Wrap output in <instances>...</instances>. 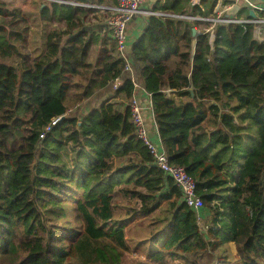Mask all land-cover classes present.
<instances>
[{"label":"trees","instance_id":"obj_1","mask_svg":"<svg viewBox=\"0 0 264 264\" xmlns=\"http://www.w3.org/2000/svg\"><path fill=\"white\" fill-rule=\"evenodd\" d=\"M189 1L154 10L213 17L215 0ZM31 5L0 2V264H124L130 253L150 264H264V42L253 26H219L210 42L205 21L152 17L128 54L158 144L196 184L203 231L135 135L136 87L115 43L100 50L83 30L93 10ZM121 78L112 97L81 108Z\"/></svg>","mask_w":264,"mask_h":264},{"label":"built area","instance_id":"obj_2","mask_svg":"<svg viewBox=\"0 0 264 264\" xmlns=\"http://www.w3.org/2000/svg\"><path fill=\"white\" fill-rule=\"evenodd\" d=\"M48 3H68L77 7H86L91 9H97V11H104L108 14V20L105 23V28L111 33V39L115 43V54L118 58L125 61L124 72L131 79L135 87H137V77L132 69V66L128 62L127 53V41H126V28L130 21L135 17H142L145 19V25L149 18L155 17L160 19H181L190 22L205 21L211 25L206 32L210 33V42L214 40V31L219 26L228 27L230 25H247L253 26V36L260 41L264 42V19H259L258 16L251 18L240 19L236 16H225L226 10L231 6L221 7L216 11L213 17H199V16H184L171 13L169 11H157L154 9H147V0H117L114 6L104 5H85L81 3H71L62 0H45ZM195 5V3H194ZM254 11H261L258 7L253 6ZM122 78L117 79L113 84V89L116 90L122 84ZM131 122L134 126L136 137L146 146L148 149L155 167L162 171L166 177L170 178L173 184L179 189L182 195V202L193 212L197 217V223L201 230L207 229L205 223L201 220L199 213L203 207V201L196 194V184L194 180L188 176L182 167L171 165L168 160V156L163 149L162 145L154 142L150 137L147 123L144 117L145 107L142 106L140 101L133 97L129 102ZM148 105L146 106V109ZM149 109H151V103L149 100ZM60 121V118L52 119L51 124L45 129L46 132L50 131L51 127ZM45 133L40 135V139L44 138ZM199 221L204 223L200 225Z\"/></svg>","mask_w":264,"mask_h":264},{"label":"crops","instance_id":"obj_3","mask_svg":"<svg viewBox=\"0 0 264 264\" xmlns=\"http://www.w3.org/2000/svg\"><path fill=\"white\" fill-rule=\"evenodd\" d=\"M62 1H65V2L69 1L71 3H81V4L89 5V4L81 2L80 0H62ZM203 1L204 0H190L189 6L190 7L198 6L201 9H204L206 7V5H208L209 0L204 1V4H203ZM215 1H216V5L213 8V12H212L213 16L216 14V11H219L218 9H220L221 7H228V6H233L236 4V5H239V7H240V10L235 15L237 18L244 19V18H248L246 16L249 15L250 17L258 16L259 19H264V18H261L259 16V14L261 12H264V0H215ZM0 2L6 4L10 9L19 8V9H22L26 12H30V9L32 7V5H31L32 0H0ZM165 2H166V0H147L146 8L147 9H155V7L161 6ZM55 3H58V2H55ZM194 3H195V5H194ZM61 4L70 5L68 3H65V4L61 3ZM253 6L258 7L261 11L260 12L257 10L254 11ZM83 8H86V7H83ZM88 9H91V8H88ZM31 10L35 11L36 9H31ZM92 10L93 11L87 16V18L83 19V24L91 16L95 19L97 18L98 19L97 23H101V24L94 25L91 27L83 26V30L87 31V33H89V34L94 33L95 35H97L99 37L100 41H98V48L100 50L101 49H110V47L113 45V41H112V39H110L111 37L108 34H106V35L104 34V32L106 31V28H105L106 22L104 23V20L102 19L101 15H99L100 12L97 11V9H92ZM164 11H167V10H164ZM250 12H251V14H250ZM184 16H189V15H184ZM144 21H145V19L142 17H135L130 21V23L128 24V26L126 28V41H127V53L128 54L131 50L132 45L140 37V35L142 34V32L144 30V27H145ZM210 26L211 25H209L207 28L200 27V29L204 30V32H206V29H208ZM262 28H264V27H262ZM196 32L199 33L198 30ZM113 84H112L111 88L105 90L104 92L101 91L97 94L101 93L100 97H103V96H106V98L112 97L113 96L112 91H114ZM135 97L140 101L142 106L145 107L144 117H145V120L147 123V128L149 130L150 137L152 138V140L154 139L153 140L154 142L158 143L159 142L158 132H157V127H156L154 118H153V113H152L151 109H149V98H148L146 92L144 91V89L139 85V83L137 84V87H136ZM102 99L101 100L97 99L93 103H96V102L98 103L99 101L101 102ZM147 105H148V108L146 109ZM217 121H218V118H216V119L213 118V120H212V122L215 123L216 127L218 126ZM229 249H230L231 254L234 255L235 254L234 244L230 243Z\"/></svg>","mask_w":264,"mask_h":264},{"label":"rangeland","instance_id":"obj_4","mask_svg":"<svg viewBox=\"0 0 264 264\" xmlns=\"http://www.w3.org/2000/svg\"><path fill=\"white\" fill-rule=\"evenodd\" d=\"M33 7V8H32ZM31 7V9H35V7L34 6H32ZM30 9V12H35L34 10H31ZM99 12H100V14L99 15H101V17H102V19L104 20V23L108 20V14L106 13V12H104V11H100L99 10ZM98 12V13H99ZM97 21H98V19L96 18H93L92 16L91 17H89V19L88 20H86L85 21V23H84V26L85 27H91V26H94V25H99V24H101V23H97ZM54 26H55V28H58V27H60L61 28V25H57V24H54ZM104 26V25H103ZM104 28V27H103ZM59 29V28H58ZM104 34L106 35V34H108L110 37H111V33L110 32H108L107 30L104 32ZM109 39V38H108ZM111 39V38H110ZM113 41V40H112ZM100 95H101V93L100 94H96L95 96H94V98L93 99H90L89 101H87V102H84L83 103V105L81 106V108H85V107H90V106H94L95 104H100V101L97 103H93L95 100H97V99H99V100H101L103 97L104 98H106V96H103V97H100ZM103 98V99H104ZM91 108V107H90ZM85 110V109H84ZM116 202H117V204L119 203V205H122V206H124V204H129L130 206H132V205H134V201H131V202H129V201H123V199H121V198H118L117 200H116ZM123 211H121V213H122ZM199 223H200V225H203L204 226V223L202 222V221H199ZM234 256V255H233ZM235 258V257H234ZM231 260V263L232 264H235V263H237V260H234V259H230ZM219 261H221V260H217V261H215L216 262V264H221ZM202 260L200 259L199 260V263L200 264H202ZM178 263V262H177ZM124 264H150V262L149 261H147V258H145L144 256H142V255H140V254H138V253H130V255L129 256H127V258L125 259V263ZM179 264V263H178Z\"/></svg>","mask_w":264,"mask_h":264},{"label":"water","instance_id":"obj_5","mask_svg":"<svg viewBox=\"0 0 264 264\" xmlns=\"http://www.w3.org/2000/svg\"><path fill=\"white\" fill-rule=\"evenodd\" d=\"M239 10H240L239 5H236V4H235V5L231 6L228 10H226V12H225V16H226V17H228V16H235L236 13H237ZM250 14H251V12H250ZM192 34H193V36L196 35V31H195V29H192Z\"/></svg>","mask_w":264,"mask_h":264},{"label":"bare ground","instance_id":"obj_6","mask_svg":"<svg viewBox=\"0 0 264 264\" xmlns=\"http://www.w3.org/2000/svg\"><path fill=\"white\" fill-rule=\"evenodd\" d=\"M196 31V30H195ZM197 34V33H196Z\"/></svg>","mask_w":264,"mask_h":264}]
</instances>
